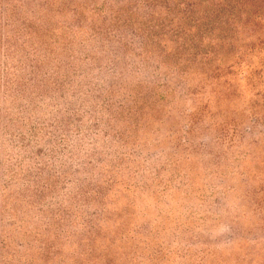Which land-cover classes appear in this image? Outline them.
I'll return each mask as SVG.
<instances>
[{
  "label": "trees",
  "instance_id": "1",
  "mask_svg": "<svg viewBox=\"0 0 264 264\" xmlns=\"http://www.w3.org/2000/svg\"><path fill=\"white\" fill-rule=\"evenodd\" d=\"M29 3L37 9L33 18L16 19L19 8L24 9ZM2 18L4 44L0 95L8 106L20 99L10 91L13 86L22 88L29 84L42 88L52 78L56 92L61 90V85L56 86L60 80L56 70L45 73L38 82L37 71L47 59L60 64L59 56L71 57L70 47L73 45L85 49V52L96 49L94 60L97 61L104 55H114L123 64L127 77L111 74L114 82L104 93L96 95L102 105L101 114L108 118L110 135L106 143L117 155L113 159L114 169L106 165V160L97 153L96 156L102 158L99 160L100 171L87 164L82 172H75L77 176L86 175L75 196L63 195L65 188L58 191L48 185V181L58 182L67 174L60 177L46 175L50 174L47 172H51L52 167L48 166L51 164L47 160H41L40 155L27 157L33 163V172L22 166L16 177L11 178L23 181L27 191L24 200L14 193L15 201L20 203L18 207L25 204L31 210L36 209L40 217L47 215L44 233L48 236H41L40 232L34 234V230L24 227H19L21 243L8 235L10 222L15 226H22L24 222L20 215H14L9 209L12 198L8 191L10 183L0 184V264H219V257L213 254L206 259L190 258L188 249L175 255L176 260H173L172 254L165 253L160 244L163 241L159 239V235L166 234L170 219L167 218L165 224L164 221L161 223L162 232L154 231V223L147 220L163 219L166 214L172 217L177 207L169 203L189 201L185 209L184 232L180 233L179 227L172 238L193 236L195 230L190 227L191 215L204 208L209 210L211 206L206 199L216 194H219L223 206L229 205L236 188L245 189L243 199H249L252 204L248 208V216L261 229L264 225V199L261 198L264 190L257 185L264 181V155L260 158L254 156L262 171L251 172L247 166L238 165L231 168V175L224 173V154L217 153L215 146L233 147L226 142L227 126L210 123L203 113L210 109L212 95L217 96L216 89L243 90L245 100L253 101L259 111L264 112V0H4ZM37 22L38 27L35 26ZM14 28V36L23 40L25 48V57L19 60L23 63L18 70L23 79L13 71L14 66L8 61L13 39L10 34ZM38 52L43 53L39 58ZM218 56L220 62L216 61ZM214 62H218L215 67ZM105 69L108 71L109 68ZM198 81L199 91L190 93L191 83ZM233 85L237 87L233 88ZM172 91L178 92L185 101L191 95L193 102L198 104L177 113L174 108L164 105L170 97L166 92ZM149 92L151 104L146 102L150 101ZM234 100L237 97L233 93L225 101L230 103ZM34 101L38 103L36 99ZM31 106L35 105L31 103ZM8 108L5 113L10 110ZM160 109L168 118L175 113L178 125L188 121L185 124L187 128L178 126L180 129L174 131L159 128L154 132L153 141L142 140L139 136L152 138L148 130L154 122H151L149 113ZM252 116H248V123L264 125V113L261 117L257 114ZM92 121L98 122L95 117ZM27 125L32 137L51 139L54 147L59 146L58 139L51 132L35 127L33 122ZM215 126L219 127L221 135L212 133ZM40 130L45 131L42 136L37 134ZM71 133L80 140L79 143H84L89 137L99 138L101 131L93 127L84 130L74 127ZM197 134L213 137L211 144L198 141L199 159L207 169L194 166L196 169L192 170L191 167L195 160L193 138L196 139ZM261 134L263 136L264 131ZM164 137L172 140L169 148L167 145L159 147ZM28 146L23 142L13 148L26 150ZM56 153L51 150L53 159ZM52 157L49 154V161ZM38 160L40 163L36 162ZM229 176L235 183L226 187L231 179ZM154 201L157 205L153 204ZM75 202L78 206L75 212H64L68 210L66 203ZM85 207L96 212L85 214L82 222H78ZM92 218H96V224ZM138 219L140 226L133 230ZM63 223H68L72 229H64ZM229 224L236 230L234 227L238 225L234 222ZM198 225L199 229L201 225ZM80 229L85 234L78 233ZM238 229L241 235L245 232L240 227ZM76 237L83 246L81 253L73 251L71 258L62 257L60 245L67 239L73 243L71 245H76L73 240ZM240 240L241 243L246 241L243 237ZM261 243L258 241L257 244ZM232 255H227L220 264L243 263L236 259L233 261ZM260 258L264 264V254L261 253ZM247 259L249 264L251 258Z\"/></svg>",
  "mask_w": 264,
  "mask_h": 264
},
{
  "label": "rangeland",
  "instance_id": "2",
  "mask_svg": "<svg viewBox=\"0 0 264 264\" xmlns=\"http://www.w3.org/2000/svg\"><path fill=\"white\" fill-rule=\"evenodd\" d=\"M3 3L4 0H0V63L3 61L2 44H4L2 39V35H4V30L2 29L4 24V19L2 18ZM36 13L37 9L35 6L29 3L24 9L19 8V11L16 14V19L21 21H23V18L32 19V16ZM38 25L39 23L37 22L35 26L38 27ZM15 29L16 28L12 29L10 34L13 36V39L10 41V57L8 61L12 67L14 66L13 71L23 79L24 76L21 75L18 70L20 68L19 65L23 63L19 62V60L22 61L25 57V48L23 46V40H19V38L15 37L16 35L13 33ZM83 36H85V34ZM253 40L255 39H252L251 41ZM25 44L29 46L28 43L25 42ZM88 48L91 49V46ZM92 49L93 51L85 52V49L73 45L70 47L72 56H59V60H61L60 64H57V62L52 59H47L42 64V68L37 71L36 81L38 82V80H42L45 73L50 74L54 69L58 72L57 76L60 78V80L56 82V86L61 85V90L56 92L55 83H51V78L44 86L42 85V88L33 87L29 84L23 85L22 88L13 86L10 91H12L16 98L20 99H17V101L10 106L5 103V100H2L3 98L0 95V184L5 182L10 183L8 185V191L12 194V198L9 209H12L11 211H13L14 215H20L21 221L24 222L22 226L21 224L15 226L14 222H10L11 227L7 230V233L14 238L15 242L17 241L18 243H21L23 240L21 235L22 232L19 227L34 230V234L40 232L42 233L41 236H48L44 233L48 223L47 215L40 217L36 209L31 210L29 209V206H26L25 204L20 208L18 207L20 203L15 201L16 198L14 197V193L20 196L21 200H24V197L27 195V191L24 189V182L21 180L18 181L17 179H11L16 177L21 169H23L22 166L31 169L33 172V163L27 157H34V154L40 155L41 160H47V163L49 162L51 164L48 166L52 167V171H45L50 173L46 175L60 177L61 174H67L65 179L62 177L58 182L53 180L48 181V185L55 187L58 191L65 188L62 192L64 193L63 195L72 194L75 196L79 189V185H81L83 179L86 178L84 173L77 176L75 172H82L83 169L87 168V164H90L95 171H100L99 160L101 161L102 159H99L100 155L106 160V165L111 168L114 167L113 159L117 155L109 148L108 143H106L108 142V135H110L108 118L106 115L103 116L101 114L102 112L100 108L102 105L96 99V95L97 93H104L109 85L114 82L111 78V74L116 73L120 78H126L127 73L123 64L117 61L114 55H104L100 60H94V57H96V49ZM42 54V52H38L37 57L39 58ZM219 59L218 56L216 61ZM217 65L218 62L213 63L214 67ZM105 67L109 68L108 71H106ZM198 83L199 81L197 83H191L192 85L189 89L190 93H197L199 91ZM232 87L236 88L237 85H233ZM153 91L155 92L154 89ZM215 91L217 96L214 94L212 95V99H210L211 107L210 109H206L203 115L210 123L220 124V127L224 124L227 126L228 134L225 135L226 142L227 144L233 145V147L224 149L221 146H215L217 153L224 154V173L231 175V168L238 165L247 166L248 171L251 172L262 171V169H260L261 166L258 164L257 158L255 157L260 158L264 155V135L262 136L261 134L264 131V125H254L252 122L248 123L247 118L249 115L253 117V114H257L258 117H261L264 112H260L259 108L253 104V101L251 102L248 98L245 100L243 90L235 92L233 89L226 91L216 89ZM166 93L170 94V97H167L168 101L164 102V105L169 109H171V107L174 108V110L178 111H176L177 113H181L191 105L198 104L197 102H193L191 95L186 97L188 100L185 101V99H182L179 96L178 92ZM233 93L236 95L237 100L226 103L225 100L228 97H232ZM148 96L150 101L148 102V100H146V102L147 104H151L152 99L150 92ZM262 98L263 97H261L260 100H262ZM34 99H36L38 103H36ZM140 102H143L142 99ZM31 103L35 106H31ZM261 104L263 103L261 102ZM7 107H9L8 109L10 110L5 113ZM149 114L150 117H152L151 122H154V125L148 130L149 136L152 138L147 137L146 139V136L141 137L138 134V136L144 141L148 139L153 141L155 139L154 132L159 128L165 131L170 129L172 131L175 129L178 130L180 129L178 126H181L182 129L187 128L185 124L188 121L183 125L177 124L178 119L176 118L175 113H171L169 118L162 109L158 110L156 113L151 112ZM93 117H95L98 122L95 123L92 121ZM263 117L264 116H262V118ZM32 122L35 127L44 129L46 132H51L52 135L58 139L57 142H59V146L55 145L54 147V142L51 139L41 140L32 137L27 125ZM74 127H78L82 130L93 127L101 131V133L99 138L92 136L86 139L84 143H79L80 140L71 133ZM45 131L40 130L39 133H37L38 136H42ZM211 131L214 135H221L219 127L217 126L213 127ZM62 139H66V143L61 142ZM193 139L194 145H192V148L193 151H195V160L191 165L193 168L192 170L196 169L194 166L207 169V165L202 163V159H199L200 150L198 141L211 144V139H213V137H200V135L197 134L196 139ZM231 140L232 142H229ZM23 142L25 145H29L26 150L13 148L14 146L21 145ZM171 142L172 140L168 137H164L162 144L159 145V147L163 148L164 145H167L169 148ZM255 145H258V147L256 146L257 148H255ZM51 150L57 152L53 155L54 159ZM97 153H100V155L96 156ZM49 154L52 157V160L50 161L48 158ZM215 159H217V157H215ZM231 161H234L235 163L232 164ZM36 162L40 163V160ZM200 165L203 166L200 167ZM185 172H187V170ZM229 178H231V176H229L228 179ZM127 179L128 178L126 177L125 180ZM233 183H235V181L231 178L227 181L226 187ZM257 186L261 190H264V181L263 183H258ZM1 192L0 188V194ZM244 193V188H236V194L231 196L229 205L225 204L224 206L221 203L222 200L220 199L219 194H216L215 197L206 199L211 208L209 210L207 208L198 210L194 215H191L192 224L190 227L195 230L193 236L183 235L182 238L177 240L172 238V235H175L176 229L179 231V227V232H184V223L187 218L185 209L189 201H184L182 203L181 200H178L175 203H169V205H176L177 207L173 213L174 217L173 215L172 217H167L168 214H166L163 219L153 218L148 219L147 221L154 223V231L162 232L160 230L162 228L161 223L164 221L165 224L166 219H170V223L167 224L168 228L165 229L166 234L163 233L159 235V239L163 241V244L160 243L163 250L167 254H172L173 260H176V258L174 259L175 255L177 256L182 252H186L188 249L190 250L188 252L190 258H195L197 260H200L201 257L206 259L208 255L213 254L219 257L220 264L227 255L229 256V254L232 253L233 261L236 259L243 261L242 264H248V257L251 258L249 264H261L260 254H264V225L259 229L260 227H257L252 218L248 216V208L252 207V204L249 199H243ZM262 193L261 198L264 199V191H262ZM204 195H206V193H204ZM242 201L244 206L242 205ZM153 204L157 205L155 201ZM66 207L68 210H65L64 212L68 213L75 212L74 210L78 206L75 202L66 203ZM260 209L262 210L263 208ZM82 211L80 217H78V222H82L85 214L92 215L96 212L90 207H85ZM257 218L258 216H256V219ZM92 220L95 224L97 223L96 218H92ZM230 222H234L245 232H243L242 235L239 234V227L236 226L234 227L236 230H233L230 227ZM134 223L137 225H133V230H136L135 228L140 226L139 219ZM198 224L201 225L199 229ZM210 225L211 228H209ZM62 227L64 229H72L68 223H63ZM78 233L85 234V231L80 229L78 230ZM115 234L117 233H114L113 235ZM168 235L170 237H168ZM199 236L202 238H199ZM242 237L246 241L241 243L240 239ZM63 239H66V237L64 236ZM73 240L75 241L74 243H77L76 245H71L73 243L70 242V239L65 240L64 244L60 245L59 250H61L60 255L62 257L71 258L73 251H75V253H81L83 250V246L78 243V238H73ZM258 241H261L262 243L258 245ZM115 259L116 258L114 257V260Z\"/></svg>",
  "mask_w": 264,
  "mask_h": 264
}]
</instances>
